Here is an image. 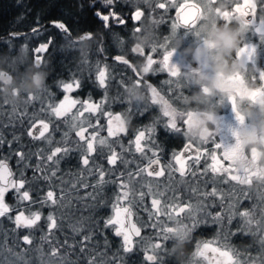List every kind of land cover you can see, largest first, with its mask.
Wrapping results in <instances>:
<instances>
[{"label":"flooded vegetation","instance_id":"1","mask_svg":"<svg viewBox=\"0 0 264 264\" xmlns=\"http://www.w3.org/2000/svg\"><path fill=\"white\" fill-rule=\"evenodd\" d=\"M158 2H164V0H150V3H145L144 0H116L115 10L117 14L125 20L124 24H119L115 20L110 18V28H105L103 21L99 20L95 16V12L103 8L101 0H84L86 5V11H88L91 20L88 27L82 30H75L71 25H67L71 30V40L75 43L71 48L65 47V34L61 30L54 28L49 25V21L57 20L50 19L45 25L52 27L49 30H40L37 36L32 31L26 32L18 35L17 37L7 39V43L1 47L0 51V80L9 81L6 84L0 85L7 89L6 92H0V96L11 97V92L13 89L20 90V96L23 97V87L26 83H29L31 78L37 73L45 74L47 73V81L44 89L47 91H40L39 93L45 98V107L51 103L54 106L59 105V103L64 99L65 95H68L70 99L78 101L74 107L71 108L64 116L57 118L54 114L50 112L40 113V102L32 101L25 104V100H21L19 103H13V105L5 104L0 102V135L3 136L5 141H11L12 147L9 148L8 144L5 143L0 147V159H5L9 163V167L15 173L16 176L23 172L25 178L29 182L28 186L34 190L43 189L46 192L50 187L55 188L57 193L59 192L60 182L63 180L73 182L80 170V153L72 152L70 155L65 156L59 163L58 177L60 180H52L51 182L45 181L40 177V173H34L33 169L37 163L36 157L31 156L32 167L24 168L23 166H18L16 161L18 157L14 153L18 150H23L25 153L31 154L37 152L39 149H45L44 155L50 154L52 148L58 145L57 142L62 141L64 132H68L69 137L72 140L78 139L75 137V130L71 129V125L76 123L79 125L80 120L85 121L84 127L90 122L96 124L97 118H99V124L102 126V130L98 126L97 129H88V133L93 131H99L101 137L107 138L110 143H112L117 152H120V144H123L126 148L130 147V152H125L123 155L125 159L134 161L129 165V170L135 171L137 164L141 167L147 165V159L143 157L140 153L135 151L134 143L129 145V141H134V138L138 131L144 130L149 126H153V122L159 117L160 122L155 124L156 132L153 136L155 144L151 140L142 139L141 146L144 148V152L147 157H151V151L149 149L157 150V155L160 160L159 165H154L153 168L159 170L161 167L165 169V174L162 177H148L146 173H143V183L145 184L144 190L147 191V182L151 181L154 191L157 190V185H159V190H163L166 185H171L175 191L181 195L180 204L192 203L194 205L203 203L208 205V211L213 215L219 212L222 216V221L219 224L208 223L203 224L189 236H185L183 231L182 223H175V221L167 220V216L162 215L160 219L166 223L167 226L173 228L171 241L165 244L167 248V253H161L164 255V264H236L239 260L240 264H251V259L254 260V264H264V251L260 249L258 240L251 234H245L239 232L238 229L243 224V220L239 215L233 216L231 223H229V216L233 213H239L243 211H248L256 204V199L247 200L243 197L240 198V203L235 204L233 207V198L225 195L223 201L218 197H208L205 198L201 195L199 198L193 197L189 191L188 184L192 187L199 186L200 192L205 191L210 192L213 187H217L218 190L224 193H228L230 186H236L237 188L247 187L248 181L246 179L245 184L240 186L235 181L230 180V175H235L238 173L237 169L233 166V161L239 159L243 164V175L242 177L250 178L252 183V178L258 175L264 174V167H260V162L264 160V152L258 151L257 148H252L247 154L240 148L239 143L234 151L227 159L223 158L222 150H217L214 147V143L211 140L214 136L216 142L224 144H234L235 137L232 135L233 130H238L240 124L235 118V113L232 109L231 104L228 101H224L222 104L217 106L216 101L213 100L211 103H206L203 101H197L193 104H189L188 97L192 96L193 93L197 92V88L191 83V78L184 72V77L188 83V88H181L176 90L174 95L170 89H174V85H169L165 83L167 80H175L176 78L169 77L166 72H156L150 73L144 78V82L141 84V89L144 92L145 99L141 102L135 100V88L137 87L136 81L140 79V76L133 71V68L137 69V65L140 62H146L149 55L153 59L160 61L163 57V49L157 50L153 53L151 49V44L154 42L153 37L159 42L164 43L166 38H173L172 24L177 22L176 7L171 6L173 0H167V7L165 9H159L156 7ZM184 0H176V3H182ZM189 3H198L199 0H188ZM95 3V6H93ZM239 3L238 6L236 4ZM245 6L254 7L255 0H234V2L226 4V10L232 12L233 17L229 21H225L222 18L224 8L222 5H217L211 14H205V16H211L215 19L217 16L221 17L222 23H231L234 18L251 19V16L243 17V9ZM236 7V11H235ZM91 8V11L88 9ZM139 9L143 15L140 20H133L132 14ZM185 12H190L191 9H185ZM219 11V14H218ZM107 14V13H105ZM149 17L152 18V22L149 23ZM202 18V17H201ZM59 21V20H57ZM201 21H197L199 25ZM256 24H259V16H257ZM136 28H144L145 34L151 38L150 46H142L143 55L139 52H133L134 47L140 46V33H136ZM200 30L202 31V25H200ZM85 32H92L95 36L93 40L82 39L81 35ZM53 39V44L50 46L48 51L44 53H36L35 48L39 46L40 43L47 42L48 38ZM246 40L243 43L248 42L256 45L255 54L253 61L258 69L264 71V41L261 40L259 33L255 32V29H251L249 32L245 33ZM175 38L180 39L181 47L177 50L175 55L172 57V61L176 62L179 60V53L186 47L195 48L198 42L194 40V35H185V29L183 27L178 28L175 33ZM13 39V40H12ZM170 40L168 42H170ZM91 45V50L87 53V49ZM21 46H24L22 49ZM104 48V52L99 51L100 47ZM26 49V50H25ZM40 55L44 63L40 67H33L35 58ZM120 55L129 61V64L125 65L121 62L115 60V56ZM22 58V62L13 65L12 62ZM191 59V55L187 57V60ZM188 67L187 62L183 64V68ZM195 66V65H193ZM154 68H158L159 64L154 65ZM98 68H106V88H101L99 86L97 75ZM78 80L80 83L79 88H75V81ZM59 81L65 83H73L75 88L74 91L65 93L61 87L57 84ZM146 83H151L157 90L164 96L169 103L177 108L179 116L183 119L184 114L189 110L195 113H203L204 111L215 110L217 112V117L219 120V130L215 131L207 141L208 143H195L192 142L188 151H184L185 144L189 141L183 137V133L175 134L171 132H166L164 130V123L167 118L162 116L161 106L159 104H152L151 93L144 86ZM257 88L261 83L255 80ZM135 85V87L129 88L128 86ZM127 88V92H126ZM255 89V93L256 90ZM49 93H51V98L49 99ZM177 96L180 98L177 99ZM254 96V95H253ZM250 101H254L251 99ZM128 100L132 102L133 105L140 103L142 106H147V111L141 115L136 112L134 115H129ZM84 101L89 103L99 105L103 111H97L95 114L85 111ZM13 106H16L15 110ZM23 113H26L22 115ZM83 113V116H80ZM104 113H109L110 115H104ZM76 116L77 120L73 121L72 117ZM116 116H120L125 121L126 132L119 133L116 137H108V127L111 121V126L115 130L119 126V122L115 119ZM186 118V117H185ZM43 119L45 122H50L51 127L58 128L59 130L53 133V143L48 144L46 140H33L27 135L28 129L31 127V123ZM180 119L178 123L184 129L190 125H184L183 120ZM192 123V122H191ZM41 130V125L37 123L36 128L33 129L34 134L38 135ZM184 132V131H183ZM46 135H48L46 133ZM87 135V134H86ZM15 137V139H14ZM105 151H107L105 149ZM215 151L217 154L216 166L222 168H229V173L218 172L212 173L211 166L213 165V160L211 153ZM180 154L181 159L185 163V171L187 175L185 177L180 176L178 171L180 165L176 163L174 155ZM197 155H199V163L196 162ZM191 157V159H189ZM105 164L107 167L106 160L99 161ZM171 164L172 168L169 169L167 166ZM119 169L123 170V165L118 161ZM207 169V173H205ZM151 170V169H150ZM171 172V176H169ZM192 172L196 175L192 176ZM21 178V177H20ZM127 179V177H125ZM227 180V183L223 181ZM68 185H65V191L67 192ZM250 189L264 191V184H255ZM91 189H89L90 191ZM116 186L108 185L105 187L104 192L106 198L110 202H114L116 195ZM172 191H169L162 201L163 203H172L169 197L172 196ZM83 195V192H81ZM7 203H11L9 200ZM13 199L15 206L13 215L15 217L17 211H40L43 217H47L51 209L49 207H41L38 203L32 204L29 207L28 202L24 204H18V202ZM151 196H146L143 204L133 207V215L131 217V223H135L138 227L142 226L144 223H151L149 221V211L154 212L151 206ZM214 202L215 206H211ZM67 204V199L62 202ZM127 202H125L126 204ZM17 204V205H16ZM11 206V205H10ZM90 209L85 211V208ZM145 208L148 211H145ZM170 210V209H169ZM264 210V207L261 208ZM95 215L98 219L99 217H109L113 215L112 204L103 209L94 208L90 202L87 204L79 199H74L72 204L67 207L66 211H61L58 207L56 210V216L59 218L61 216L66 217L62 223V227L59 230H52L50 236L48 235L47 222L43 220L38 222L35 229H23V234H28L31 232V237L33 243L37 245H46L57 247L60 249L59 254L54 258L52 264H87V260L92 257L98 250L104 251V239L107 237L108 241V259H111L113 253L120 249L121 239L113 234L114 228L103 229V235L97 232L91 243L87 247L85 253H80L79 242L83 239V234L77 235L73 233L72 228L76 226V222L83 220L86 228L85 233H91L93 230L89 223V217ZM175 215V212H173ZM186 213H181L177 217L180 220L185 217ZM121 219L124 221L125 226H130L126 214L122 213ZM155 219V217H153ZM211 220V217H209ZM12 220H7V224H11ZM184 223H188L187 219L183 220ZM102 225V221H101ZM264 226V222H262ZM35 230V233L32 232ZM155 230L151 227H142L141 237H136L133 234L134 251L131 254H124L121 250L120 255L124 257L123 264H150L144 260V248L145 242L148 241L149 237L152 238V242H157L158 238L154 235ZM35 235V237H33ZM47 237V239H45ZM65 239L68 240L69 245H77L75 250L67 245H64ZM49 240L51 242H49ZM87 243V242H85ZM207 244L208 247L205 248L204 245ZM202 253L201 255H195L198 251ZM216 249V251H213ZM222 252H228L229 256H222ZM149 254L151 252L149 251ZM238 254V255H237ZM260 256V257H259ZM259 257V258H258ZM39 258H43L40 256ZM258 258V259H256ZM43 262V259H37ZM42 264V263H41Z\"/></svg>","mask_w":264,"mask_h":264},{"label":"snow or ice","instance_id":"2","mask_svg":"<svg viewBox=\"0 0 264 264\" xmlns=\"http://www.w3.org/2000/svg\"><path fill=\"white\" fill-rule=\"evenodd\" d=\"M103 4V8L98 9L95 12V16L103 21L104 27L110 28V18L118 22L119 24H124L125 20L121 18L116 10V0H101ZM145 3H150V0H144ZM234 2V0H199L198 3H189L188 0H184L182 3H176V0H173V4L171 6L176 7L177 14V22L172 24V33H176L178 28L183 27L185 29V35L191 34L194 35V40L199 42L202 38V31L200 30V24L197 25V21L201 20V17L205 16V14H211L217 5H222L224 8L222 18L225 21H229L232 19V12L226 10V4ZM239 3L236 4L238 6ZM95 6V3L94 5ZM167 0L164 2H158L156 7L159 9H165L167 7ZM191 9L190 12H185V9ZM91 11V8L88 9ZM236 11V7H235ZM107 13V14H105ZM219 14V11H218ZM143 13L137 9L132 14L133 20H140ZM243 17L251 16V19H244V25L246 32H249L251 29H255V32L259 33L261 36V40L264 41V0H255V6H245L242 13ZM257 16H259V24H256ZM52 26L56 29L62 31L65 34V47L71 48L74 41L71 40V30L70 28L62 21L53 20ZM136 33H140L142 28H136ZM32 32L37 36L40 33L38 28H33ZM84 35L81 36L82 39H91L93 36L92 32L82 33ZM13 35H18L13 33ZM170 37L166 38L164 43H159L153 37V43L151 44L152 52H157L158 48L163 49V57L162 60L157 61L153 59L151 55H149L146 59L145 65L141 71H138L136 68H133V71L136 72L140 79L136 81L137 87H141V84L144 82V78L150 73L156 72H166L169 77L176 78L175 80H167L165 83L169 85H174V89H170L173 94H176V90L181 88H188V83L185 80L184 72L181 71V68L178 62H173L172 57L175 55V52L170 50L169 41ZM246 37H244V40ZM53 44V39L51 37L48 38L47 42L40 43L38 47L35 48L36 53H44L48 51L50 46ZM26 50V49H25ZM256 45L252 43L245 42L243 46H240L236 50V57L243 58L246 68L252 69V78L258 80L260 82H264V71L258 69L253 61V57L255 54ZM99 51L101 53L104 52V48L101 46ZM133 52H139L143 55V49L141 46L134 47L132 49ZM115 60L121 62L125 65L129 64V61L125 59L123 56L117 55L115 56ZM22 62V58L13 61L12 64H19ZM44 63L43 58L40 55H37L35 58V64L38 66H42ZM159 64L158 68H154V65ZM187 66H185L186 68ZM203 67V65H202ZM97 80L99 86L101 88H106V68H98ZM58 87H61L65 93H69L75 90V88L80 87V83L78 80L75 81V88L73 83H65L63 81H59L57 84ZM151 93V102L152 104H159L161 106L162 116L167 118L164 123V130L166 132H171L175 134H181L184 131V128L180 126L177 119L178 110L173 107L167 99L164 98L163 95L154 87L151 83H146L144 85ZM41 91H47L46 89H42ZM207 90L205 89V92ZM51 93H49V99L51 98ZM255 95H264V83H261L257 88ZM180 97L177 96V99ZM44 97L37 93L35 95H30L25 98V104H28L32 101L40 102V113L50 112L54 114L55 117L60 118L64 116L67 112L74 107L78 101L74 99H70L68 95L64 96V99L59 103V105L54 106L49 103L46 107L44 104ZM251 99H255V96L251 97ZM232 109L235 113V118L240 125L244 123V118L239 114L236 110V101L233 98H229L228 101ZM85 104V111L91 112L95 114L97 111H103V109L96 104L89 103L88 101L83 102ZM129 105V115H134L136 112H139L141 115L147 111V106H142L140 103L132 104L130 100H128ZM16 106H13L15 110ZM26 113H23L24 115ZM199 113H195L198 115ZM104 115H110L109 113H104ZM193 113L189 110L186 114H184L183 124L190 125L192 122ZM80 116H83V113H80ZM186 117V118H185ZM73 121L77 120L76 116L72 117ZM115 119L119 122V126L114 130L111 126V121L109 122L108 127V137H116L119 133L126 132L125 121L120 117L116 116ZM160 122L159 117L156 121L153 122V126H149L144 130L138 131L136 134L134 141H129V145L134 143L135 151L140 153L143 157L147 159V165L141 167L137 164L136 170H129V165L134 161H130L125 159L124 153L130 152L131 148H126L123 144H120V152L118 153L116 147L110 143L107 138L101 137L99 135V131H93L88 133V129H97L100 127L102 130V126L99 124V118H97L96 124L88 123L87 127H84L85 121L83 119L80 120L79 125L73 123L71 125V129H79L75 131V137L78 139L72 140L69 137L68 132H64L62 141L57 142L58 145L51 149L50 154L44 155L45 149H39L35 153H25L23 150H18L14 153L16 157H18L16 163L18 166H23L24 168L32 167L31 164V156L36 157V165L33 169L34 173L39 172L40 177L45 181L51 182L52 180H60L58 177L59 172V163L65 156L70 155L72 152L80 153V170L77 174L76 179L69 183L67 180H63L60 182L59 192L55 188H49L46 192L43 189L34 190L28 186L29 182L24 176V173H20V179L17 180L15 178V173L9 167V163L5 159H0V218H7L12 220L15 224V230L18 229H35L38 225V222H41L42 219L47 222L48 235L50 236L52 230H59L62 227L63 221L66 217L61 216L58 218L56 216V210L59 207L61 211H66L67 207L70 206L74 199H79L84 201L86 204L88 202L94 208L103 209L109 206V203L112 204L113 215L107 218L99 217V219L92 215L89 217V223L87 226L92 228L91 233H85L86 225L83 220L77 221L76 226L72 228L73 233L80 235L83 234V239L79 242L80 253H85L87 251L88 245L91 243L92 239L96 235L97 232H100L103 235V229L114 228L113 234L116 237H120L121 239V247L117 249L115 253L112 254L111 259H108L107 249L109 247L107 237L104 239V251H97L90 259L87 260V264H123L124 257L120 255L121 250L124 254H131L134 251V240L133 234L136 237H141L142 227L147 228L151 227L155 230L154 235L158 238L157 242L153 243L152 238L149 237L148 241L145 242L144 248V260L146 262H150V264H164V255L161 253H167L168 250L165 247V244L172 239L173 228L167 226L164 221L160 219L162 215L167 216V220L175 221V223L183 224V231L192 233L197 228H199L203 224L208 223H216L219 224L222 221V216L219 212L213 215L210 211H208V205H204L203 203L192 204V203H184L180 204L181 195L178 194L175 189L171 187V185H166L163 190H159V185H157V190L154 191L151 181L147 182V191L144 190L145 184L143 183V173H146L148 177H162L165 174V169L161 167L159 170L153 168L154 165H159L160 160L157 155V150L149 149L151 151V157H147L144 152V148L141 146L142 139L151 140L153 144H155V140L153 136L156 132L155 124ZM41 125V130L39 134H34L33 129L36 128V125ZM59 130L58 128L51 127L50 122H45L43 119L37 120L31 123V127L27 131V135L31 137L33 140H46L49 145L53 143V133ZM219 130V125L216 129ZM46 133L48 135H46ZM87 134V135H86ZM232 135L235 137L234 144H224L220 142H216L214 140V136L211 139L214 143V147L217 150H222V155L224 159H227L234 151L239 143V135L238 130H233ZM15 139V137H14ZM209 141H205L203 143H208ZM5 143L8 144V147H12L11 141H5L2 135H0V147H2ZM191 141L188 144H185L184 151H188L191 146ZM105 149L107 151H105ZM211 157L213 160V165L211 166L212 173L224 172L229 173V168H222L216 166L217 154L215 151L211 153ZM106 160L107 167L104 163L98 162ZM174 159L177 164L180 165L178 171L180 172L181 177H185L187 175L185 171V163L181 159L180 154L174 155ZM191 159V157H189ZM118 161L123 165V170L119 169ZM196 162L199 163V155H197ZM169 169L172 168V165L169 164L167 166ZM151 169V170H150ZM205 173H207V169H205ZM196 173L192 172V176H195ZM169 176H171V172H169ZM127 177V179H125ZM230 180L237 182L238 185L243 186L247 179L248 183H251L250 178L242 177L240 174L230 175ZM227 183V180L223 181ZM116 186V195L114 202H110L106 196L104 189L108 185ZM65 185H68L67 192L65 191ZM189 191L191 192L193 197L199 198L203 195L205 198L208 197H218L221 201L225 198V195L233 198V207L235 204L240 203V198L243 197L247 200L256 199V204L248 211H243L239 213H233L232 216H229V223L233 216L239 215L243 224L238 229L239 232L245 234H251L254 236L260 245V249L264 251V226H262V221L257 219L258 210L264 207V191L259 189L252 190L250 188H237L236 186H230V190L228 193L221 192L217 187H213L210 192L205 191L203 193L200 192L199 186L192 187L190 183L188 184ZM89 189H91L89 191ZM172 191V196L169 199L172 203H163L162 201L166 197L167 193ZM83 192V195H81ZM146 196H151V206L155 211H149V223H144L142 226H137L135 223H131V217L133 215V207L138 206L139 204L144 203V199ZM9 197L14 198L18 204H24V202L29 203V207L32 204H39L42 208L49 207L51 211H49L47 217H43L42 212L40 211H17L16 215L13 219L11 213L14 209L7 203ZM67 199V204L64 202ZM125 202H127L125 204ZM211 206H215L214 202ZM170 209V210H169ZM87 207L85 211H89ZM145 211H148L145 208ZM175 212V215H173ZM126 214L130 226L126 227L124 221L121 219V216ZM181 213H186L185 217H182L180 220H177V217L180 216ZM155 217V219H153ZM211 217V220H209ZM187 219L189 222L184 223L183 220ZM102 221V225H101ZM17 239L22 241L23 245L31 246L33 244V240L31 237V232L28 234H24L22 236H18ZM47 239V237H45ZM143 240V238L141 237ZM49 242H51L49 240ZM87 242V243H85ZM64 245L71 247L73 250L77 247V245H69L68 240L65 239ZM205 248L208 247L207 244L204 245ZM3 249L0 248V252ZM27 249H22V252H26ZM149 251L151 254H149ZM216 251V249H213ZM7 252L11 256H15L17 260L21 259V255L16 253L12 247L7 248ZM60 252V249L57 247H53L51 249L50 255L57 256ZM202 253L198 251L195 255H201ZM222 256H229L228 252H222ZM238 255V254H237ZM260 257V256H259ZM258 257V258H259ZM256 258V259H258ZM229 259L231 257L229 256ZM251 264H254L255 259L249 258ZM0 264H15V261H9L5 258L3 261H0ZM24 264H30L28 260L24 261ZM236 264H240V261L237 260Z\"/></svg>","mask_w":264,"mask_h":264},{"label":"clouds","instance_id":"3","mask_svg":"<svg viewBox=\"0 0 264 264\" xmlns=\"http://www.w3.org/2000/svg\"><path fill=\"white\" fill-rule=\"evenodd\" d=\"M222 18L217 16L212 19L211 16H203L201 18L202 38L198 45L193 48L191 46L184 48L179 53L178 62L181 71L191 78V83L197 88V92L188 97V103L193 104L197 101L211 103L216 101L217 106L224 101L233 98L236 101V110L244 118V123L238 128L239 146L245 154L249 153L252 148L264 152V95H255L257 85L252 78V69L246 68L243 58H237L235 53L240 47L245 37L244 19L234 18L231 23L221 22ZM152 18L149 17V23ZM81 36L84 34H80ZM94 35L91 39H94ZM181 40L173 38L169 42L170 50L177 52L181 47ZM140 46H150L151 38L145 34V29L140 32ZM23 49L24 46H21ZM91 45L86 50L89 53ZM191 55V59L187 57ZM187 62V69L183 68V64ZM195 65V66H193ZM203 65V67H202ZM33 67H40L35 64ZM144 62L137 65V70L141 71ZM47 73H37L33 76L29 83L23 87V97L20 96L19 89H13L11 97L0 96V102L13 105L19 103L27 96L39 93L46 84ZM9 81L0 80V85ZM129 88L135 85L128 86ZM205 89L207 90L205 92ZM7 89L0 87V92H6ZM127 92V88H126ZM255 96L254 101H250V96ZM143 90L140 87L135 88V100L143 101L145 99ZM177 119H182L177 114ZM219 125L217 112L215 110L204 111L198 115H193L191 126L186 127L183 137L191 142L203 143L212 137ZM233 166L238 173L243 175L244 164L239 160L233 161ZM260 167H264V160L260 162ZM255 184H264V174L252 178V183L247 187L251 188ZM257 219L264 222V210L259 209ZM191 233H185L189 236Z\"/></svg>","mask_w":264,"mask_h":264},{"label":"trees","instance_id":"4","mask_svg":"<svg viewBox=\"0 0 264 264\" xmlns=\"http://www.w3.org/2000/svg\"><path fill=\"white\" fill-rule=\"evenodd\" d=\"M85 7L84 0H0V51L1 47L9 44L7 39L30 32L33 28L49 30L52 27L45 23L50 19L62 21L75 30L88 27L91 17ZM9 200L11 207L15 206L13 199ZM7 220L3 218L5 223Z\"/></svg>","mask_w":264,"mask_h":264},{"label":"rangeland","instance_id":"5","mask_svg":"<svg viewBox=\"0 0 264 264\" xmlns=\"http://www.w3.org/2000/svg\"><path fill=\"white\" fill-rule=\"evenodd\" d=\"M16 179L19 180V174L16 176ZM14 219V216H12ZM11 223V222H10ZM15 224H7L3 221V218H0V248L3 249L0 252V261H3L7 258L9 261H15V264H24L25 260H28L30 264H52L56 259L54 256L50 255L52 246L46 245H37L33 243L31 246L23 245L22 241L17 239L18 236H22L23 231L15 230ZM12 247L13 250L21 255V259L17 260L15 256L9 255L7 248ZM27 249L26 252H22V249ZM42 256L43 258H39ZM55 258V259H54ZM37 259H43V262ZM56 261V260H55Z\"/></svg>","mask_w":264,"mask_h":264},{"label":"water","instance_id":"6","mask_svg":"<svg viewBox=\"0 0 264 264\" xmlns=\"http://www.w3.org/2000/svg\"><path fill=\"white\" fill-rule=\"evenodd\" d=\"M52 21H53V20L49 21V23H48V24H49V25H52V23H51ZM56 21H57V20H56Z\"/></svg>","mask_w":264,"mask_h":264}]
</instances>
